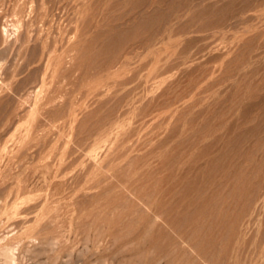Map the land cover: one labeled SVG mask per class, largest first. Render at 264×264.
Masks as SVG:
<instances>
[{
  "label": "rangeland",
  "instance_id": "374dc122",
  "mask_svg": "<svg viewBox=\"0 0 264 264\" xmlns=\"http://www.w3.org/2000/svg\"><path fill=\"white\" fill-rule=\"evenodd\" d=\"M0 264H264V0H0Z\"/></svg>",
  "mask_w": 264,
  "mask_h": 264
}]
</instances>
